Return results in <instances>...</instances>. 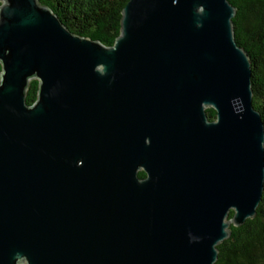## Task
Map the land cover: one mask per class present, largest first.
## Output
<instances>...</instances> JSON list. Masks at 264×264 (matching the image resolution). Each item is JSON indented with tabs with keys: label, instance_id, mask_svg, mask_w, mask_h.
Instances as JSON below:
<instances>
[{
	"label": "water",
	"instance_id": "obj_1",
	"mask_svg": "<svg viewBox=\"0 0 264 264\" xmlns=\"http://www.w3.org/2000/svg\"><path fill=\"white\" fill-rule=\"evenodd\" d=\"M0 2V264H215L264 191L236 7L129 0L108 46Z\"/></svg>",
	"mask_w": 264,
	"mask_h": 264
},
{
	"label": "trees",
	"instance_id": "obj_2",
	"mask_svg": "<svg viewBox=\"0 0 264 264\" xmlns=\"http://www.w3.org/2000/svg\"><path fill=\"white\" fill-rule=\"evenodd\" d=\"M129 0H40L52 8L74 33L110 46L120 34L122 10ZM237 12L233 18L235 37L252 62L253 103L264 122V0H230ZM1 5V2H0ZM39 81H30L26 100L32 104ZM212 119L214 108H207ZM144 175L143 171L139 172ZM234 214L231 210L230 217ZM229 238L218 244L215 264H264V191L254 218L241 226H230Z\"/></svg>",
	"mask_w": 264,
	"mask_h": 264
},
{
	"label": "flooded vegetation",
	"instance_id": "obj_3",
	"mask_svg": "<svg viewBox=\"0 0 264 264\" xmlns=\"http://www.w3.org/2000/svg\"><path fill=\"white\" fill-rule=\"evenodd\" d=\"M210 118H211V116H210ZM211 120H214V119L211 118ZM141 171H143V170H141ZM139 172H140V171H139ZM143 172H144V171H143ZM144 176H146V173H145V172H144L143 177H144Z\"/></svg>",
	"mask_w": 264,
	"mask_h": 264
}]
</instances>
